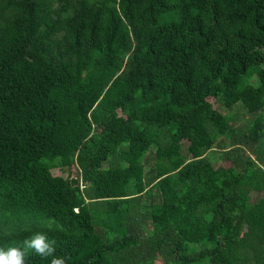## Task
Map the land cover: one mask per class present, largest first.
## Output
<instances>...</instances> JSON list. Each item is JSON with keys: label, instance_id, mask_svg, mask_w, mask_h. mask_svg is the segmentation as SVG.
<instances>
[{"label": "trees", "instance_id": "16d2710c", "mask_svg": "<svg viewBox=\"0 0 264 264\" xmlns=\"http://www.w3.org/2000/svg\"><path fill=\"white\" fill-rule=\"evenodd\" d=\"M40 231L67 264H264V0H0V247Z\"/></svg>", "mask_w": 264, "mask_h": 264}, {"label": "clouds", "instance_id": "9594fccd", "mask_svg": "<svg viewBox=\"0 0 264 264\" xmlns=\"http://www.w3.org/2000/svg\"><path fill=\"white\" fill-rule=\"evenodd\" d=\"M55 245L56 240H50L46 232H35L23 240L22 247H0V264H26L25 257L28 250H32L43 258L52 257L51 264H67L70 258L54 255Z\"/></svg>", "mask_w": 264, "mask_h": 264}, {"label": "rangeland", "instance_id": "374dc122", "mask_svg": "<svg viewBox=\"0 0 264 264\" xmlns=\"http://www.w3.org/2000/svg\"><path fill=\"white\" fill-rule=\"evenodd\" d=\"M254 85L256 86L257 83L254 82ZM211 103L214 104V107L219 110L221 113L223 114H227L231 117H233L234 119L237 120V129L239 130V128H241L242 130H246L248 129V126H250L251 122L253 121V116L248 114L244 109L240 108L239 106L235 107L233 111L229 112L227 109L222 108V106L220 104H215L214 100H210ZM187 145V143H186ZM217 152H215L216 154L213 155V163L215 165L216 168L218 167H227L230 168L231 170L236 173L237 171L235 169L232 168V163L231 162H226L224 160L221 159V154L222 151L216 149ZM248 154H250V152H248ZM57 175H61L62 173L60 171L56 172ZM259 198L258 194H252L251 200L252 202L257 201ZM161 264V263H158Z\"/></svg>", "mask_w": 264, "mask_h": 264}]
</instances>
